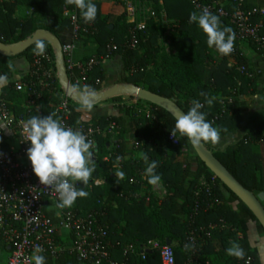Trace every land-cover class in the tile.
Wrapping results in <instances>:
<instances>
[{"label":"trees","instance_id":"obj_1","mask_svg":"<svg viewBox=\"0 0 264 264\" xmlns=\"http://www.w3.org/2000/svg\"><path fill=\"white\" fill-rule=\"evenodd\" d=\"M19 1L10 0L8 2H0V41L2 43L9 44L11 40L14 42L24 40L33 31L37 30L34 22L30 20L17 21L12 17L13 10ZM150 1L153 2V8L158 16L159 11L156 5L159 0ZM161 1L166 16L175 21L174 34L171 38V46L174 49V53L169 54L161 51L158 45L159 35L163 29L156 20L157 18L149 20L146 30L140 34L139 45L136 49L123 47L121 43L127 25L122 22L121 24L105 23L100 16V3L98 2H93L96 4L98 12L95 21L91 22L95 26L96 32L86 37V39H93L97 52H103L106 44L111 39L115 40L118 48L112 56L117 55L123 66V73L119 76L118 83L133 84L175 100L185 113L190 110L193 100H199L204 104L201 111L206 113V119L220 130L221 138H224L240 126V114L236 111L229 113L228 109L231 106L226 101L225 110L221 112L222 101L214 106L209 105L205 102V96L209 98L210 84L215 88H220L223 94H229L227 88L235 84L234 78L241 77L237 66L244 65L245 61L238 55L236 36L234 52L228 55L235 59V63L231 64L228 58L224 57L218 65L208 67L207 69L204 63L209 48L207 45V37L195 23H189L190 13L193 11L199 13L200 9L195 8L187 0ZM198 1L205 4L212 0ZM219 1L226 3L227 8H232L229 0ZM28 4H36L41 13L54 14L56 18H60V24L57 28L49 31L60 40L61 44L68 43L72 40L70 24L62 16V7L66 4L65 0H28ZM246 6L251 7L247 1ZM113 10L118 13V20L121 21L124 16L123 12H118L116 8H113ZM219 18L221 27H230L232 29L225 18L220 16ZM253 21H260L262 23L263 28L261 33L264 35V18L255 17ZM68 29L71 31L70 40H65L63 35ZM17 30H19V34L14 37ZM43 42L46 45V49L52 52L51 45L46 41ZM36 43L21 54L26 56L30 62H32ZM259 54L264 61L263 54L261 52ZM9 58L0 55V74L10 70V65L7 63ZM20 80L26 81L27 75ZM97 80L98 82L96 83ZM105 80L106 75L104 70L99 66L90 76L88 82L89 88L99 91ZM15 82L11 81L8 83L7 89L1 94L2 97L9 99L11 94H14L13 87ZM244 82L242 80V84ZM245 83L247 86L253 85L256 83V78H247ZM52 85H57L58 87V80H53ZM201 93L205 95H201ZM112 99H115V97ZM56 101L57 96L54 94V91L46 93L41 106L31 108V111L27 114L28 120L33 116H47L52 113V104ZM146 103L150 106L154 118H147L145 114L138 113V108H132V106L126 104L121 105L119 103L118 107L125 113H132L131 115L135 119L138 131L137 138L144 139L143 146L146 149L150 161L157 163L156 173L160 175L161 182L167 190V195L163 201L159 202V211L149 212V206L146 205L145 200L128 204L116 193L114 194V198L117 202V208L112 209L109 206H105V216L102 218V221L108 226V241L114 244L115 249L119 253L122 250L123 243L131 238L150 240L157 235L162 239L165 237L170 239L178 238L184 245V249L183 251L175 250L176 264H187L190 257L193 256L192 244L189 242V238L191 235L200 233V228L206 229L209 224L218 223L222 219L227 224L236 227L244 233L247 228V219L255 218L248 208L239 201L236 195L221 183L208 170L204 163L199 160L187 137L181 136L176 131V119L165 109L149 102ZM83 110L82 105L74 104L71 110V121L104 126L108 119L117 122L121 126L117 136L116 147L109 156L108 162L99 160L100 168L107 169L109 165L111 166L115 163L117 158L129 153L124 140V119L117 116H101L95 121H82L80 117ZM22 111L23 108L15 110L17 114ZM214 116H218L217 120H213ZM263 127L264 122L253 125L238 140L237 144L229 149H223L220 146H208L205 143L231 174L244 187L255 194L264 191V181L262 175L258 173L259 164H257L256 158L252 154L250 141L257 138L258 132ZM169 133H174L179 137L178 146H173L165 140ZM96 142L99 147L105 148V145L100 142V137L97 138ZM163 144L166 146L162 148L161 145ZM181 147L186 148L194 158L187 160L185 163L176 161V155ZM164 154L168 155L167 159L160 160ZM94 175H97V173L95 172ZM202 176L204 178L201 181ZM211 178L214 179L213 184L210 183ZM205 183L211 184V193L208 196L205 194ZM80 188H83L87 192L86 185L79 182L78 189ZM196 191H199L203 207L196 216L191 218L190 214L196 202ZM87 193L88 195L86 197L78 198L77 201L79 203L83 201L89 203L88 210L98 208V202L102 197L103 191L97 186L92 185L91 190ZM209 201L213 203V207L211 208L206 207V203ZM49 214L53 217L54 221L57 220L53 213ZM184 214L187 216L186 219L182 218ZM122 220L125 221V225L121 229L122 234H116V223ZM216 242L218 244L217 250H215ZM233 242L243 248L244 256L252 255L256 263L260 264L256 252L248 246L245 236L237 237L235 232L225 229L213 230L212 237L202 245L199 253H205L209 256V264H239L240 262L237 258L228 256L226 253V249L231 247ZM53 261V264H78L80 260L71 249L70 244H68L58 257L53 258ZM119 261H126L128 264H132V259L129 254L119 258ZM141 264H160L159 250L154 251L153 254L145 253V258L142 259Z\"/></svg>","mask_w":264,"mask_h":264},{"label":"built area","instance_id":"obj_2","mask_svg":"<svg viewBox=\"0 0 264 264\" xmlns=\"http://www.w3.org/2000/svg\"><path fill=\"white\" fill-rule=\"evenodd\" d=\"M187 1L197 9L206 8L210 13L225 18L232 27L237 41L251 42L264 56V35L261 33L263 25L260 21H253L255 17L264 18V7H247L246 0H229L232 8H227L226 3L219 0L205 4L198 0ZM93 2L109 3L118 12H123L121 22L126 24L127 28L121 45L127 49L138 47L140 34L146 30L149 20L158 17L153 5L147 0H93ZM62 16L68 20L72 31V40L61 47L65 79L74 92L83 95L84 89L89 88L88 82L92 72L113 55L118 45L111 39L103 52L83 59L76 58L78 41L93 35L96 29L91 22L86 23L83 20L75 6L64 4ZM238 70L247 78L253 77L246 65H240ZM53 80H58L54 49L52 48V52L46 49L44 56L36 55L34 52L27 80H19L13 87L14 92L25 96L23 111L17 114L9 100L0 95V239L9 245L11 250L5 264H32L36 246L43 249L40 255L58 257L67 247L62 241L63 234L70 239V247L80 261L87 264H128L112 256L108 226L102 221L105 206L101 201L98 202V208L88 211L60 209L57 207L58 194L54 189L42 185L32 170L27 157L30 144L24 140L25 125L28 121L27 114L34 106H41L46 93L54 91L57 96V101L52 104L54 118L60 119L68 127L82 131L94 143L98 137L118 134L121 129L117 122L108 119L104 126L72 122L73 105L82 104L72 100L60 84L58 87L52 85ZM221 103V112H224L226 102L223 100ZM138 113L145 114L147 118H154L150 107L138 108ZM217 117L214 116L213 120H217ZM11 136L14 137V142L8 140ZM167 140L173 146L179 145V137L174 133H169ZM128 182L130 185L138 183L136 178H130ZM210 183H214L213 178ZM75 184L78 188L79 182ZM211 184L205 183L206 196L211 193ZM118 196L130 202L147 200L137 191H120ZM195 197L191 218L203 207L199 191L195 192ZM212 204L209 201L206 207L211 208ZM49 213H53L57 220L54 221ZM224 229L241 237L239 229L220 219L218 223L209 224L206 229L200 228V233L190 236L192 259L197 261L202 245L212 237L213 230ZM158 250L160 264H176L175 248L172 245L164 243ZM141 258H145V253L141 254ZM238 261L239 264H257L252 255H246Z\"/></svg>","mask_w":264,"mask_h":264},{"label":"crops","instance_id":"obj_3","mask_svg":"<svg viewBox=\"0 0 264 264\" xmlns=\"http://www.w3.org/2000/svg\"><path fill=\"white\" fill-rule=\"evenodd\" d=\"M3 2H8L10 0H1ZM149 3L153 5V2L147 0ZM250 6H258L264 7V0H246ZM109 3H100V16L103 19V6ZM158 8V17L159 25L162 29H164L168 24H173L175 27V21L169 19L166 16L165 9L163 7L162 1L159 0L157 3ZM113 14V7L110 10ZM118 14V13H117ZM12 17L17 21L30 20L34 22L36 29H45V30H54L60 24V20H56L54 14H43L41 13L36 4H28V0H20L19 3L15 6ZM167 24V25H166ZM35 32V31H33ZM32 32V33H33ZM19 34V30L16 31L14 37ZM63 35V34H62ZM71 31L68 29L64 32V39L70 40ZM45 41V40H43ZM89 39H83L78 41L77 50L75 52V57L79 59L86 58L90 56L87 54L86 50L84 51L81 47V44L84 42H88ZM10 43H14L11 40ZM87 45L90 46L88 42ZM159 45V42H158ZM96 47V45H95ZM236 48L238 50V55L242 60L245 61V64L249 71L252 73V78H256V83L253 85L247 86L246 75L239 72L241 77H235V84L232 87H228L227 91L229 94H223L220 88H215L213 85L210 86V95L209 98L213 100L211 105H216L220 101H226L231 107L228 109L229 113L236 111L240 114L241 124L240 126L232 133L228 134L226 137L221 138L218 144L207 143L208 146H220L223 149H229L234 147L238 140L243 137L248 130L252 128L253 125L264 122V61L261 59L259 52L255 48V46L248 42L247 40L237 41ZM100 53V52H99ZM227 57L231 64L235 63V59L230 56H222L219 54L215 48H208L206 53V58L204 60L206 68L211 66H216L220 63V61ZM7 63L10 65V70L6 73L9 77V82L16 81L18 82L21 78L25 77L30 68L31 62L24 55H16L12 56L8 59ZM238 65L237 67H239ZM101 67L104 70L106 75V80L102 83L101 91L108 90L112 86H115L118 83L119 76L123 73V66L120 63L119 57L111 56L110 58L104 60L101 63ZM150 69V67H148ZM127 75V73L125 72ZM242 80L245 81L244 87L242 84ZM125 84V83H124ZM127 84V83H126ZM133 85V84H132ZM8 86V85H7ZM6 87L0 88V95L5 92ZM243 88V89H242ZM98 94V93H96ZM124 94L115 96V99L108 98L103 101H92L93 102V110L91 112L83 110L80 119L82 121H95L101 116H117L122 117L124 119V140L126 142V148L129 153L125 156L117 158L115 163L111 166L109 165L107 169H102L99 166V160L104 162H108L109 156L113 153L116 147L117 141V133L111 135H104L100 137V142L105 145V148L99 147L97 142L95 143V149L92 154V162L94 166V172L89 180V184L86 185L87 192L91 190V186L95 185L103 191L102 197L100 201L104 206H109L112 209L117 208V202L114 198V194L119 193L120 191L128 192V191H137L143 196L142 200L146 201V205L149 206V212L159 211V202L163 201L167 195V190L163 183L160 181L157 185H150L148 183V177L145 174V170L147 168V164L151 163L148 154L146 153V149L144 145L143 138H137L138 131L136 128V122L134 117L131 115L132 113H125L120 110L118 104L120 102L126 103L128 106H132V108H141L150 106L144 102L137 100L136 97H125ZM121 97V98H118ZM12 104L13 109L17 110L24 106L25 98L23 94L16 93L10 96L8 99ZM1 124V122H0ZM8 140L10 142H14V137H9ZM152 140V139H151ZM154 140V139H153ZM167 142V138H165ZM164 141V139H163ZM136 143H138L136 145ZM171 144V142H169ZM172 145V144H171ZM162 148L166 145H161ZM250 148L253 156H255L257 164H259L258 173L262 175L264 181V127L258 132L257 138L255 140L250 141ZM100 150V152H99ZM145 156H147L148 161L145 162ZM168 155L164 154L163 158L160 160L167 159ZM194 156L184 147L179 149L178 154L176 155V161L185 163L187 160H191ZM95 172L97 175H94ZM123 172V178H121L118 173ZM130 178H136L138 183L134 185H130L127 180ZM204 176L201 177V181ZM264 192V191H263ZM124 201L128 204H132L133 202ZM89 203L83 201L79 203L78 201L71 208H64V210H79L86 211L89 208ZM236 205V204H235ZM264 206V201H263ZM213 207V204L212 206ZM182 218L186 219L187 216L184 214ZM125 225V221H120L116 223V234H122L121 229ZM247 228L246 231L241 232L240 236H245V239L248 243V246L256 252L258 261L260 264H264V232L262 227L255 221L253 218L247 219ZM167 239L170 238H161L158 235L150 240H143L140 238H131L123 243L122 250L119 253L118 250L115 249L113 243H111V252L114 259H118L124 257L126 254H129L132 259V264H141L142 253L153 254L154 251H158V248L162 246ZM172 242V246L176 251H183L184 245L179 241L178 238L170 239ZM63 243L70 244V239L63 234L62 237ZM215 244V243H214ZM218 249V244L216 242V248ZM10 246L6 245L0 239V264H5L7 258L10 255ZM46 260V264H53V258L44 256ZM209 256L205 253H199L197 261L190 257L187 264H209ZM34 264V261L33 263ZM78 264H87L83 261H79Z\"/></svg>","mask_w":264,"mask_h":264},{"label":"clouds","instance_id":"obj_4","mask_svg":"<svg viewBox=\"0 0 264 264\" xmlns=\"http://www.w3.org/2000/svg\"><path fill=\"white\" fill-rule=\"evenodd\" d=\"M67 5L75 6L81 13L83 20L95 21L97 6L93 0H65ZM189 23H195L206 35L209 48H215L222 56H228L234 51L235 34L230 27H221L219 16L210 13L206 8L198 13L193 11L189 15ZM46 45L43 41L36 43L35 54L44 56ZM9 83L7 74H0V88ZM201 95H205L201 93ZM96 97L95 90L84 89L82 108L91 112L93 99ZM205 102L209 105L213 100L205 96ZM204 104L199 100H193L189 111L181 115L175 124L176 131L181 136L187 137L198 147L202 142L218 144L221 139L220 130L206 119V113L201 111ZM55 113L47 116H33L25 125V141L30 146L27 149V157L32 170L39 182L54 189L59 200L57 207L60 209L71 208L78 198L88 195L83 188L78 189L75 182L87 185L94 172L92 154L95 143L88 139L82 131L66 126L60 119L54 118ZM119 159V158H118ZM148 158L145 156V162ZM157 163L152 161L147 164L145 174L150 185H157L161 177L156 173ZM123 178V172L118 173ZM34 264H46L45 257L40 246L34 249ZM228 256L237 259L244 258V250L239 244L233 242L226 249Z\"/></svg>","mask_w":264,"mask_h":264},{"label":"water","instance_id":"obj_5","mask_svg":"<svg viewBox=\"0 0 264 264\" xmlns=\"http://www.w3.org/2000/svg\"><path fill=\"white\" fill-rule=\"evenodd\" d=\"M39 40H45L54 49L55 65L58 72L59 84L65 89V91H67L72 100L82 104L83 95L79 92H74L65 79L63 55L61 51L62 44L60 40L50 31L45 29H37L26 39L14 43L5 44L0 41V55L12 57L22 54ZM125 93L134 95L137 100L149 102L165 109L176 120L181 115L185 114V111L176 103L175 100L169 99L148 91L143 87H137L135 85L128 87L120 85L112 86L108 90L96 94L94 99L99 102ZM189 143L199 160L202 161L208 170L213 173V175L217 177L220 182L223 183L232 193H234L239 201H241L248 208L264 231V192L255 194L244 187L237 180V178L231 174V172L215 157L213 151L204 142H202L198 147L193 146L190 140ZM165 243L167 245L172 244L170 239H167Z\"/></svg>","mask_w":264,"mask_h":264},{"label":"rangeland","instance_id":"obj_6","mask_svg":"<svg viewBox=\"0 0 264 264\" xmlns=\"http://www.w3.org/2000/svg\"><path fill=\"white\" fill-rule=\"evenodd\" d=\"M111 8H112L111 4H107V5L103 6V10H104L103 20H104V22L107 23V24H113V23L121 24V21L118 20V14L117 13L113 14L110 11ZM59 19L60 18H56L57 21ZM156 20L158 22H160L159 18L156 19ZM173 34H174V26H173V24H168L163 29V31L160 33L158 42H159V46L161 48V51H165L166 53H169V54L174 53V49L171 46V38L173 37ZM87 39H89L88 42L90 43V46L87 45L88 42H84V43L81 44V47L83 48L84 51L86 50L87 54L96 55L98 53L97 49L95 47L96 44L94 43L92 38H87ZM117 85L128 87V86H131L132 84L121 83V84H117ZM123 96H125V97H133V98L135 97L134 95H131V94H128V93H125ZM118 98H121V97H118ZM94 100L96 101V99H93V101ZM67 245H68L67 242L64 243V246H67Z\"/></svg>","mask_w":264,"mask_h":264}]
</instances>
